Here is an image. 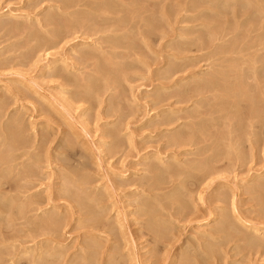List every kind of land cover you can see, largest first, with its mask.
I'll use <instances>...</instances> for the list:
<instances>
[{
  "label": "rangeland",
  "instance_id": "1",
  "mask_svg": "<svg viewBox=\"0 0 264 264\" xmlns=\"http://www.w3.org/2000/svg\"><path fill=\"white\" fill-rule=\"evenodd\" d=\"M58 1L59 0H57V1L56 0H0V14H1L0 15V115H2V116L6 115L5 117H3L4 119L2 118L3 119L2 122L6 123V124H8L10 122L12 117H13V119L19 118V120H21L20 122L23 121L21 123V126H22L21 130L23 132L24 137L26 138L27 143L30 145L31 149L34 146H36V147H34L36 149L33 148L32 152L31 151L30 152L34 153L33 151H35L34 154H36V155L39 154L38 160L32 159L33 161H31L33 164V168L35 166L34 170H35L36 174H38L37 175L38 177H37V179H35V181L36 180L38 181V179H39V182H36L37 185L38 184L39 185L37 186L36 189H33V191H31V194H34V198H37V199L41 198L43 201V204H40L38 206L40 211H38V212L35 211V213H32V215L30 214L31 215L30 217H32V218L34 217V221H35V217L37 215H40V217H41L42 211L47 210V209H51L52 206H54L56 204L57 205L60 204L59 205L60 208H62V207L63 208L62 209H56L57 211L56 210L50 211V212H52V214L54 211L53 215H58L57 213H59L58 216L62 217V215H64L66 213L62 217L63 218L62 225L64 224L63 226L65 228L60 226V228H61L59 230L60 233H56L57 235H54V236L52 235L53 238L56 236L54 239L56 240V238H57V241L62 236V238L59 241L64 246V249H62V252H65L64 254L66 257V264H68L70 261L76 260L75 257H77L78 250L74 247L80 246L79 243L81 245H84V243L86 242V239L88 240L91 237L90 233L92 235L94 233L93 236L96 235V237L100 236L99 240H97V241H99L98 242L99 244H100V242L102 244V245L98 244L99 247H101V246L102 247L97 249L96 254L98 256H96L94 254V258H95L94 264H99V261H100V264H106L107 261H110V260H107V258L112 259L111 264H113V260H115V258L118 259V261H119V262H115V264H125V263L126 264H187L188 262H189L188 264H191V263L192 264H196V263L197 264H206V263H208V264H264V248H261V247L259 248L257 246L255 249H254V247L253 248L248 247V249H247V246H245L242 241H240V242H242L243 244H241L240 242L237 241V239H235L236 228H238V227L241 228L240 226L235 227V229H232L234 227H232L230 229H226L225 231L220 232L218 234L213 231V228H216L217 224L220 222V218L222 219L223 217L224 218L229 217L232 220L231 222L235 223L234 216H236V215H237V217L240 216L239 218L243 219L244 223L248 222V223H246V225L250 224L252 226V227L250 226V228H255V227L258 229L260 227L264 228L263 227V225H264V214L262 213V210L264 209V207H263L264 206V204H263L264 203V195L261 196V198L263 199V200H261L259 195L257 196L256 189H255L256 187H259L264 183V121H262L263 123H260L261 125H263V129H261L262 127H259L260 124H258V127H257L256 121H254V122H256V124L252 128H249L251 125H250V122L247 121L249 119L247 117V116H249L248 114H258L264 109V102H262V100H261L262 98L259 99V96L256 95L258 93H259V95H261L260 92H258V93L256 92V94H255V93H253L254 91L253 92L251 91V94L256 96L255 97L256 100H254V101H253L254 96H252L249 92L248 94L251 95V97H250L251 99H249L251 101V103H249L250 101H246L248 98H246V100H244L245 98H243L242 101H244L245 104L242 103V105L244 104L243 105L244 108H243V106H240V107H242L243 110L240 109V107H239V109H240L239 111L242 115H244L243 118L247 121V125L249 124L248 126L244 125V127H243V124L246 123L245 120H243V119L240 120L238 117L235 118L236 114L239 112L236 109H233V111L230 109V111H231L230 113L227 111L226 113L224 112L221 115V116H223L222 119L227 118L224 122H226L227 120L228 121L230 120V122L227 121L228 123H230L229 125L227 122H226L227 124L225 123L227 125V127L229 126V128H231L230 125L232 126L234 124V121H236V120H237L236 123H238V121H239L238 124L242 125V126H237L236 123H235L236 125H233V127H232V129L234 131V132H232V133H234L233 137L229 136V134L232 135L231 132L226 133L227 129H229L226 126L225 127L227 129L226 128H224V129L218 128V127H221L218 125V124L221 125V121H222V124L224 123L222 119L221 120L218 119L219 121L218 120L215 121V124L218 127H216L215 125L212 126V124H211V127H208L210 125L207 126L209 128V131H208V128L206 130L211 135L210 140H209V141H211L210 142L211 144L209 143V145H211V147L204 150L207 152L202 151L204 153H202V152L201 153L209 156L210 155L209 153L212 151L211 155H210L211 157L217 156L215 158L219 157L221 160L219 158H218V160L221 162L224 159L223 157L225 156L226 157L224 159L225 162L224 163L221 162V163L217 164L216 167H215V165H213L215 167V170L218 169L217 172L214 170L215 172L212 174V177L208 178L209 181L206 180L207 182L202 183L200 186L198 185L199 188L196 187V185L190 186V188L187 187V189H189V192L193 191V193H189V194L185 193L184 200L187 202L183 201V203L181 202L182 204L180 203L181 205L180 204L178 205V204L174 203L173 201H171L170 199H168L167 197H165L166 198L165 200L162 199L161 204H159L161 206H159V208H158L159 215H161V217L158 215V218L160 220V224H162V226H160V227H163L164 225L165 226L159 230H160V232L163 231V234L165 233L166 235L163 236V239H160L159 237H156L157 235H155L153 233V231L150 230V228H148L150 218H149V216H146V217L142 216L143 211L138 206V204L144 199L143 195L148 194V193H146L148 190V186H147L148 183L144 184L143 182L145 180L146 181L151 180V181H149V183L154 184L157 182L156 180H158L157 178L155 179L154 177H152L153 176L152 174L150 176V173H147V172H149L147 170V168L156 162L155 161L156 159L154 160V158H156V155L162 159H166L167 157H170L171 155L172 156L174 155L176 157L179 155L177 158L179 160L181 159L180 160L181 162L183 160L184 161L183 163H186L187 161H190L192 159L200 160V157L202 158V155L199 156L200 153L198 152L197 147H196V150H194V152L197 151V152H195L196 154L194 152L190 151L191 149L193 150V148H188V147H182V148L179 147V148H176V150H175L174 146H172V147H174V149L171 147V141L176 136V134H178L177 132L180 130V126L182 124H184L185 121H187V120L190 121V119H188V117H189L191 111L193 110V106H194L193 103H186L185 102L186 99H184L185 97L182 96V94L185 92V90L192 87L193 84H189V85L186 84L187 86L185 84H180L178 86L176 82H179L180 80H183L190 75L191 76L196 75L195 77L201 76L204 79L205 73H207V72H203V70L206 68L205 67L206 63L197 62V66H193L192 69L190 68V70H188V72H185V74H184V72L179 73L173 79L166 81V80H164V77L166 75L165 73H166V70L168 68L167 66L169 63L172 62L171 56H172V54H174V52H172L173 50H172L171 45L169 46L168 43H169V41H171L173 39H177L178 35L176 34V36H174V38H172L173 36H171L170 38H165L166 40L165 39L164 40H156L155 39L156 42H155V40H154V43L152 41L153 47L151 48V44H150L149 48H146L142 43H141L142 46L139 44L140 42H142V39H141V41L139 40L140 36L138 35V33L133 32L134 36L132 34V37L133 38L135 37V39L139 38V39H137V41H135V43L139 42L138 43L139 48L141 46L140 49L143 48L142 50H144V49L145 50L141 51L138 48L137 53L134 52L135 53L134 54L133 53L134 50L132 51V53L131 52L129 53L127 58H129V56H130V58L127 60L130 64H132V69H133V70L131 69L132 72L131 71L125 72L124 74H126L127 78L122 81V83L119 85V87L116 85H113V87L111 88L113 90L110 89L109 92L106 93V95H104L101 98V102L99 101L97 105H95V106L93 105V107L95 108L94 109L93 107H91L92 106L91 104L79 102L73 98V94L76 93V91H77L76 88L74 91V86H72L73 87L72 88L71 85L68 82H66L64 80V78L62 77V75L65 73L64 69L63 68L62 69L60 68L59 70L55 69L53 67L54 66L53 64H55L57 60H60L62 58L65 59V57H68V56H69L68 58L71 59V60H69L68 58H66L69 60V61H67L69 63V65H70V63L72 64L74 62L75 63L78 62V60H76L77 56L74 57L73 55H70L71 51L76 49L75 46H77L78 44H81V43L90 42L91 40H94V43H96L95 42L96 39L90 38V40H88L89 38L87 39L86 36H84L82 38V36L80 37V35H70L66 38H63L64 41L62 40V38H60L61 40L55 39L59 43H60V41L61 42L63 41V43H61L60 45H59V43L53 41L54 43L57 44V48H55L56 46L53 47L54 44L53 45L46 44L47 41H44L42 39L39 40V38H35V37L32 38L33 35L31 34V32L37 31V32H43V34L45 36H47L45 39L50 40L51 37H49V35L46 34V32L50 31L49 30L50 25L48 22L45 23L44 22L45 19L43 20V18H46V16L48 14H50V12H53L57 8L62 7V5H63L62 0L59 1L60 3ZM9 21H10V23H9ZM39 21H41L42 24H41V22L39 23ZM240 21H242V19ZM25 23H27V24H25ZM199 24H201V22H199ZM199 24L197 23V25H199ZM13 25L16 26L17 29ZM195 25H196L195 23H187V24H182L181 27H190V26L193 27ZM18 26H20V27H18ZM25 26H27V28ZM24 28H26V30ZM21 29H23V31H21ZM188 31H190V29H188V30L186 29V31H184L183 33H186ZM28 32L30 34H28ZM178 34H180V33H178ZM26 37H27V39H26ZM76 37H77V39H76ZM67 38H69L70 40ZM73 38H74V40H73ZM172 45H174V44H172ZM92 48H93V46H92ZM150 50H152V51H150ZM77 51L78 52H76L75 54L80 55L81 53L79 52V50H77ZM119 52L123 53L125 51L123 49H120ZM139 52L140 53L142 52L141 55L144 57L143 59H145V60H142V56L140 55ZM56 53L58 54V56ZM143 53H145L146 56ZM137 54L139 55V57L137 56ZM152 54H153V56H152ZM134 55L137 58H139L140 61L144 62L145 65L148 63L146 66H148V67L150 66L151 68L148 69V67H147V69H146L145 65L143 66V64H141L139 62L137 63L136 62L137 60H136ZM188 55H183V57L184 56L188 57ZM194 55H196V54L190 53L189 56H194ZM159 56L162 58H160ZM163 56H165L166 60L164 59ZM168 56L170 58H168ZM72 58H74V59H72ZM169 59H171V60H169ZM52 60L53 61L56 60V61L52 62ZM72 60L74 62H72ZM158 61L160 62V64ZM164 62H165V64H164ZM23 63L25 66L23 65ZM78 63H79L78 65H80L81 69H77L76 70L77 72L72 71L70 74L65 73V74H67L68 77H70V75H71L70 78H73L72 76H75V79H77V76L79 77L80 76L79 74H82L81 72H83V74L79 78H81V77L83 78V76L86 77V75H89L88 73H90L91 75L94 74L93 71L91 72V70H92L91 68L86 69V67L84 66L83 63H81L80 61ZM161 63H162V65H161ZM166 63H168V64H166ZM73 65H70V66H73ZM159 65H161V66H159ZM52 68L55 70L53 71ZM84 68H85V70H84ZM165 68H166V70H165ZM155 69H157V70H155ZM58 71H60L61 75L57 74ZM62 71H64V72H62ZM261 80L264 82V78H262ZM64 82H66L70 86L66 85ZM163 85H167V86H163ZM64 86H65V88H63ZM185 86H186V88L184 90ZM163 87L165 88L164 89L165 91L160 89ZM180 87H181V89H180ZM177 88H178V91H177ZM111 91H113V93ZM156 93H157V95H156ZM160 93H162L161 94V95H163L162 97L165 98L164 104H162V103L160 104L157 101V99L159 100L158 94H160ZM153 95H155L156 97H154ZM175 95H177V96H175ZM179 95H180V97H179ZM109 96H111L110 100L107 99ZM233 96L235 97L234 94L231 95V97H233ZM69 99H71V100H69ZM183 99L185 100L184 101L185 103L183 102ZM73 100L76 102H74ZM169 100H170V103H169ZM177 100H179V104H178V102H176ZM259 100H261L260 104H258ZM13 102H14V105H13ZM100 103H102V105ZM247 103L249 104V106ZM111 104H114V105H111ZM250 104H252L251 109L253 108L251 110V113L248 112V111H250V108H249ZM255 104H257L259 106L255 105ZM261 104L263 106H261ZM65 105H66V107H65ZM108 105H110L111 107L118 105V107H116V109H120V110L122 109L123 112L125 111L124 112L125 113V115H124L125 119H123V118H122L123 120L120 119V117L118 115H116L113 112V110L109 111L107 113L108 110L113 109V108H108ZM1 106H2V108H1ZM160 106H162V107H160ZM258 107H259V109H258ZM161 108H162V110H161ZM245 108H247L246 110H248V109L249 110L246 111ZM54 109H56V110H54ZM167 109H171V110L177 112V114H175V115L171 114V116H172L171 118L174 119L173 120L174 122L171 125L164 126V127L163 126H155L156 123H154V122H157V123L159 122V120L156 119L157 115L160 116L159 112H162L163 110H167ZM256 110H260V111H256ZM48 112H50V113H48ZM245 112H246V114H245ZM228 113L232 116V117L230 116V118H232V120L234 118L233 123H232V120L230 118H228L229 117ZM240 113H238V114H240ZM262 113H264V112H262ZM108 114H110V115H108ZM234 114H235V116H233ZM24 115H26V116H24ZM118 117H119V120H118ZM174 117L175 118L177 117L179 119L181 118V119L180 120L177 118L175 119ZM216 117L217 116H215V118H214V116L213 117L210 116V118H208V119H213V118L216 119ZM8 118H9V120H8ZM77 118H79V119H77ZM127 118H129V119H127ZM150 119H153V120L150 121ZM6 121L7 122L9 121V122L7 123ZM81 122H82V124H81ZM243 122H245V123H243ZM152 123H154V124H152ZM174 123H176V124H174ZM104 125H106V126H104ZM60 126H62V127H60ZM236 126L238 127V129L241 127L242 131H241V129H239V131H238ZM152 127L155 128V130H153ZM159 127H160V129H159ZM212 127H215L217 133L216 132H214V133H216V135L213 134V131H215V129ZM222 127H224V126L222 125ZM120 128L122 129V131H120ZM234 128H236V129H234ZM245 128L247 129V134L244 131ZM256 128H257V132H256ZM258 128L260 129L261 132L259 131ZM23 129H24V131H23ZM29 129H30V131H29ZM64 129H65V132H64ZM115 129H117V131H115ZM125 129H126V131H125ZM177 129H178V131H177ZM196 129H198V128H196ZM217 129H218V131H217ZM220 129H222L223 132L225 131L226 134L229 133L227 135V137L229 136L230 137V138L228 137L229 140H231V142H234V144L235 143L240 144L242 141L244 144H245V141H247L249 144H251L253 141V144L250 146L246 142V145L244 147L243 143H242V145L240 144L242 146V148L240 145L235 144V146H234V144H233V146H232L233 149H229V147H230L229 145H231V144H229L230 141L228 140V138L227 139L225 138L226 140H228V142L224 141L225 140L224 138H221V140H220L221 134H223V136H225V134L223 132H220ZM254 129H255V132L257 134L256 136L255 135L253 136V134H252V133H255V132H253ZM61 130H62V132H61ZM25 131H26V133H25ZM112 131H115V132L113 133ZM210 131H212V132H210ZM230 131H231V129H230ZM116 132L120 133V136L117 137ZM123 132H125V133H123ZM218 132H220V134ZM65 133H67V134H65ZM115 133H116V135H115ZM248 133L249 134L251 133V135L249 136ZM106 134L107 135L109 134L111 137H109V135L106 136ZM129 134H130V136H129ZM45 135H48L49 137L45 136ZM214 136H216L218 138V141H217V138L215 139ZM234 136L238 137V138L239 137H243V138L237 139V141L239 140L238 141L239 143H238V142H236V140L233 141V139H235ZM41 137L43 138V142H44V140L46 142L47 138L49 139V141L47 139V142L44 143V144H46V146L43 144L42 141H41L42 143L40 142V140H42ZM119 137H121V138H119ZM212 137H213V139H211ZM244 137H245V140H244ZM79 138H81V139H79ZM118 138H119V140H118ZM123 138H124V140H123ZM249 138H250V140H246ZM254 138H256V139H254ZM222 139H224V140H222ZM240 139H243V140H240ZM117 140H118V142L120 141L119 143H122L121 144L122 148L120 147V149H118L119 152L117 150L114 151V149H113V146H114L115 142H117ZM212 140L217 141L216 142L217 144H218V142H220L218 144L219 147L223 145V144L221 145L222 141H223L222 143L227 142V144H229L228 147L226 146L228 149L225 148L226 143L222 146L223 147V149H222L221 147L219 148L216 145V143L213 144L214 141H212ZM64 141H65V143H64ZM68 142H70V143H68ZM60 146L62 148H60ZM130 146H131V148H130ZM215 146L217 149L215 148ZM236 146H238V148H240L241 152L239 151V149H236L237 151L234 150ZM39 147L41 149H39ZM43 147H44V149H43ZM111 148L113 149V151ZM211 148H212V150H211ZM224 148H225V150L226 149L230 150V152H235L236 155L235 154L232 155V153H231V156H229L230 155L229 151L226 150V153H225ZM47 149H49L48 150L49 152L46 151ZM242 149H243V152H242ZM72 150H74L75 152L74 151L72 152ZM46 152L48 155H45ZM140 152H141V154H140ZM222 152H224L225 154L224 153L222 154ZM237 152L239 153V155H242V159L245 160V157H246L244 164L242 162V159H240L241 162L239 161V158H238L239 155ZM11 153L14 154L15 152H7L5 154V157L12 155ZM105 153H107V155ZM212 153H214L215 156L214 155L212 156ZM227 153H229V155ZM241 153H244V154H241ZM103 154H104V156H103ZM190 154L195 155L194 156L195 158H197V156H199V157L197 159H195V158H192L193 156ZM36 155H34V157H37ZM121 155H122V157H121ZM234 155L236 156V159H235ZM40 156H41V159H43V160H41V159L39 160ZM46 156H47V158H46ZM69 156H70V158H69ZM144 156H146V157L149 156L148 158H152L151 159L152 161L150 159H148V160L145 159L146 160V162H145V160H143ZM183 156H184V158H183ZM227 156H229L231 158L227 159ZM232 156H233V158H232ZM185 157L187 159H185ZM104 158H106V159H104ZM80 159H82V160H80ZM184 159L187 161L185 162ZM230 160H231V162H229ZM236 160H237V162H236ZM38 161L40 164L38 163ZM143 161H144V163H143ZM60 162L61 163L63 162V163L61 164ZM89 162H91V163H89ZM167 162H166L168 164L167 166L174 164V161H167ZM171 162H172V164H170ZM67 163L70 165L69 167L70 168L73 167L74 170H73V168L71 170L69 167H68V169H70V170H68V169L66 170L65 166L67 165ZM235 163H236V165H235ZM63 165H65V166H63ZM39 167H40V169H39ZM225 167H226V169H225ZM63 168H64V170H63ZM75 168L76 169L78 168V169L76 170ZM75 170L78 172L76 174L78 177H80L79 175L82 172L83 175L87 174L86 176H83L81 174L83 177H86L88 179L90 178L89 181L93 180V182L90 181V183H92V185L90 183H88V186L85 185V186H83V188L87 192L91 191L92 193L98 194L99 199H101V200L103 199L102 200L103 202H101V200H99V203L96 206L90 204V205H86V207H85V204H84L83 207L81 206L79 209L80 205L78 206L75 202L69 201V199H67V197L64 198L66 195H64L63 192H62L63 194L59 193L60 189L62 188L59 185L61 182L63 183L62 177L65 174H67L68 172H70L69 174L74 173ZM78 170L81 172H79ZM111 174H113V175H111ZM60 175L61 176L63 175V176L61 177ZM167 176L168 175H165L162 178V183L164 186H160L161 190L156 191L157 193H155V191H154L153 194H158L160 192V195H162L164 197V194H168L167 192L170 191L169 195H172L171 192L173 190V187L174 186L176 187L177 184L179 185L180 180L176 177L170 178L171 176H168L169 177L168 178ZM258 176H260V177L258 178L257 181H254V183L251 182L253 180V178L255 179ZM124 177H126V179ZM150 178H152V179H150ZM153 178L155 180H153ZM169 179H171V181H169ZM175 180L177 183L174 182ZM261 180H262V182H261ZM167 181L169 182V184ZM138 183H140V185ZM254 184L255 185L257 184V185L255 186ZM130 185H131V187H130ZM143 185L145 186V188ZM160 185H162V184H160ZM139 186H141V188H139ZM170 186L172 189L170 188ZM110 187H111V189L109 191H110L111 196L108 193L109 192L108 190H106V189L103 190V188L109 189ZM168 187L170 188L169 190H167ZM49 189H50V191H49ZM201 189L203 192L201 191ZM115 190H116V192H115ZM105 191H108L107 193L109 195L107 193H106L107 195L105 194L106 196L102 195L101 192H103V194H104ZM144 191H145V193L143 194ZM227 191H229V192H227ZM196 192H200L202 194L204 193L203 194L204 196H202V194H201L202 198L204 197V199L202 201H200V198L198 196L199 194ZM99 193H101V195ZM190 194H191V196H190ZM38 195H39V197H38ZM58 195H62V196L64 195V196L63 197L60 196L62 198H59ZM186 195L188 196L187 198H186ZM48 196L49 197L52 196L51 197L52 199H50ZM139 196H140V198H139ZM220 196H222V198H220ZM46 197H48V198H46ZM43 198H46L44 200L50 199L51 202L46 203L47 204V206H46V204H44ZM257 201L260 202L261 204L258 203ZM105 202H107V203H105ZM53 203H55V204L53 205ZM72 203H74L73 204L74 209L72 208L70 210V212L72 211V213H74V214H71L68 211L70 208L69 206H71ZM100 203H103V204L99 205ZM69 204H71V205H69ZM220 204H222V205H220ZM183 205H184V207H188V208H184ZM89 207L92 209V212L90 211V214L88 213V211L90 210ZM160 207H163V208H160ZM66 208L68 210H66ZM83 208L84 209L87 208L86 211L88 214L84 213L85 210ZM108 209H109L108 212L103 211V210H108ZM161 209H163V210L160 213ZM260 209H261V211H260ZM93 210H99L100 212L97 211L96 215L101 216V217L96 216L97 219H96V217H93V216H95L94 214L96 212V211H94V213H93ZM211 211L216 213L217 216H215V220H217V219L218 220L216 222H211V219H208V221H209L208 223H205L204 221L202 222V220L204 218L206 219V217H209V212H211ZM222 211H224V212H222ZM79 212H81V215ZM61 213H62V215H61ZM91 213H93V214H91ZM33 214H36V216H34ZM82 214H84L85 216L87 214V216L85 217ZM117 214H118V217H117ZM72 215H74V216H72ZM90 215L91 216L93 215L92 219L94 218V220H92V221L95 224V226L92 225L93 224L92 221H91V224L89 223V225H87L89 220L91 219ZM140 215H141V217H140ZM50 216H51V213H50ZM219 216H220V218H219ZM86 218L87 219L89 218V220H87ZM39 219L40 218H38L36 221L38 222ZM65 219H66V221H65ZM75 219L78 221L76 222ZM99 219H102L103 222H102V220H100V222H101L100 223ZM67 220H68V222H67ZM79 220H82V221H79ZM161 221H163V222H161ZM23 222L24 221H22V223ZM97 222H99L100 225ZM120 222H121V224H120ZM165 222H167V223L165 224ZM1 223H0V225L4 229L3 225L6 226V223L5 222L4 223L1 222ZM96 223L99 225V227ZM108 223H110L112 225H110ZM84 224H85V226H84ZM113 224L116 225V228ZM90 225L95 227L96 229L94 228L93 230H96L97 232L95 231L92 233L93 230L91 231V228H87V226L91 227ZM96 225H97V227H96ZM201 225H203V226H201ZM199 226L201 228H199ZM21 228L20 229L23 231L18 230L19 228H17V227L12 229L11 232L9 230L6 231L7 232L6 238L8 241L6 240V243H7L6 245L3 244L4 246H7V247L15 244L18 247V249H20V250L18 251L17 249L12 248L13 249V251H12V249L10 250V248H9L6 251L3 249L4 247H2V248H0L1 249L0 251L3 250L2 253H5L4 251H6V253L11 251L13 253V255L10 254L11 252L8 253L7 255H9V257L13 256L15 258V256H14V254H16L15 250L17 252L21 253V251L23 252L25 248L33 247L37 243H39V244L41 243V245H44L45 244L44 241L46 239H50L49 238V236H50L49 231H47V233L45 232V234H47L45 236V238L43 236L44 233L40 232L42 235H37L36 236L37 240L30 242L31 240L28 237H29V235L31 236V232L29 233V230H31L30 229L31 226H30L29 230L26 227H24V228L21 227ZM62 228H63V230H62ZM262 228H260V229H262ZM13 230H15V232H13ZM16 230H18L20 232H17ZM83 230H85V231H83ZM88 231H91V232L87 233ZM241 231L244 233H251V231L249 232L248 230H245V229L241 230ZM8 232H10V233H8ZM24 232H25V234H24ZM234 232H235V234H234ZM16 233H19L17 235L18 237L16 235H15L16 237L13 236ZM121 233H123V234H121ZM151 233H152V235H151ZM11 234L13 237L11 236ZM27 234H29V235H27ZM110 234H111V236H110ZM258 234H262V231L258 232ZM210 235H213L214 238L209 240L208 236H210ZM237 235H239V233ZM262 236L263 235L260 236V239H262L261 238ZM39 237H40V239H39ZM98 237L96 239H98ZM16 238H19L20 240L23 239V243L21 242L23 245H21L20 241H18L19 239H16ZM201 238L205 239L206 242H205V240H203ZM216 238H217V240H216ZM103 239H107V240L105 241ZM75 240H77L76 244H78V246L74 245ZM25 241L27 242L26 244H24ZM62 241H63V243H62ZM108 241H110V242H108ZM219 242L222 246L219 245ZM3 243H5V241ZM196 243H198V245ZM206 243L208 245H206ZM213 245H215V248L217 247V250L220 248L221 249L223 248L222 252L220 251L221 250L220 249V250H218L219 253L217 252L214 254V255H216V254L218 255L215 257H214V255H212V253L206 252L207 249H205L206 247H208V249L210 247H214ZM218 245L220 248L218 247ZM48 246L50 247L49 243H48ZM198 246H199V248H197ZM203 247H205V248H203ZM103 250H104V252H103ZM112 250L114 252H112ZM197 251H199V252H197ZM203 251H205L206 253ZM79 252H81V251H79ZM6 253H5V255H6ZM183 253H185L186 256ZM195 253H198V254H195ZM207 253L213 257H211V256L209 257V255ZM201 254H203V255L200 256ZM7 255L4 258V262L5 261L7 262L5 264H11V261H7V260H9V257ZM204 255L205 256L207 255L206 256L207 258ZM73 256H75V257H73ZM194 256H196V257H194ZM199 257H202V258H199ZM2 258H3V256H2ZM123 258L125 260H123ZM197 258H199V259H197ZM213 258H215V259H213ZM20 259H21V261L19 262V264H26V263L33 264L30 262V259H31L30 257H26L27 260L25 259V257L23 259L22 258H20ZM180 259H182V260H180ZM185 259H186V262H185ZM68 260H70V261L68 262ZM131 260H133V261H131ZM41 261L44 262V260H41ZM115 261H117V260H115ZM193 261H195V262H193ZM196 261H198L199 263ZM46 262H47V259H45L44 263H46ZM81 262H83V261H81ZM64 264H65V262H64Z\"/></svg>",
  "mask_w": 264,
  "mask_h": 264
},
{
  "label": "bare ground",
  "instance_id": "2",
  "mask_svg": "<svg viewBox=\"0 0 264 264\" xmlns=\"http://www.w3.org/2000/svg\"><path fill=\"white\" fill-rule=\"evenodd\" d=\"M57 1V0H56ZM60 1V0H59ZM58 1V2H59ZM53 3V2H52ZM60 3V2H59ZM62 7L57 8L55 11L50 12V14H48L46 16V18H43L44 22H48L49 23V27H50V31L46 32V34L49 35L50 40L49 39H45L47 36H45L43 34V32H37V31H33L31 32L32 38H39L47 41L46 44H50L56 46L55 48H57V44L54 42H57L56 40H61L60 38H66L70 35H80V37L82 36V38L84 36L87 37L88 40L91 39H96V43H94V40H91L90 42H86V43H81V44H76L77 46L76 49H74L73 51H71L70 55H73L74 57L77 56L76 60H78V62L80 61L81 63L84 64V66L86 67V69L91 68V72L93 71V75H91L90 73H88L89 75H86V77L83 76V78H79L83 72H81L82 74H79L80 76H77V79H75V76H72L73 78H70L67 76V74H70L72 71H76L77 69H81L80 65H78V62H74L72 60V62L74 63H69L67 61L71 60L68 57H65V59H60V60H55L56 63L53 64L55 69H64L65 73L67 74H63L62 77L64 78V80L66 82H68L71 87L74 86V91L76 88V93L73 94V98L76 101L79 102H83V103H89L91 104L93 107V105H97L98 102H101V98L106 95V93L109 92V90L113 87V85H116L119 87V85L122 83V81L124 79H126V74H124L127 71H131L132 69V64H130L128 62L127 56L129 55V53L133 51L137 53V50L139 48V44L142 46V44L146 47L149 48L150 44H151V48L152 46V41L154 43V40H164L165 38H170L171 36H173L172 38H174V36H177V39H173L171 41H169L168 45L172 47V52H174V54H172L171 56V63H166L168 64V68L166 70V75L164 77V80H171L173 79L176 75H178L179 73L184 72H188V70H190V68L192 69L193 66H197V62H203L206 63L205 65V69L203 70V72H207L205 73V77L204 79L201 76H197L196 75H190L188 77H186L183 80H178L179 82H176L177 85L179 86L180 84H193L192 87H188L189 89L185 90L186 86L184 87L185 92L182 94L183 97H185L184 99H186V101L183 99V102L185 101L186 103H193V112L191 111L187 121L184 122V124H182L180 126V130L178 131L177 129V133L176 136L172 139L171 141V147L174 146L175 150L176 148H182V147H188V148H193V150L191 149V152H194V150H196V147L198 148V152L200 153L199 156L202 155V158L200 157V160H190L187 161L185 159H187L185 157V162L182 160V162L176 157V156H170L167 157L166 159H162L159 158V156L156 155V158H154V160L156 161L153 165L149 166L147 168V170L151 174L153 175L152 177H154L155 179L157 178L158 180H156L157 182L154 184H150L149 181H144L143 183H148V190L146 193L148 194H144L145 191L143 192V196L144 199L140 202L139 200V204L138 206L142 209L143 214L142 216H149L150 221L148 224V228H150V230L153 231V233L155 235H157L156 237H159L160 239H163V236H165L166 234H163V231L160 232L159 229L163 228L160 227L162 226V224H160V220L158 218L159 215V211L158 208L159 204H161L162 199L165 200L167 197L168 199H170L171 201H173L176 204H180L181 202H187L184 200V195L185 193H193V191L189 192L190 186H195L199 188V186L204 183L209 181L208 178L212 177V174L217 170H215V167L217 164L219 163H224L225 162V156L222 158L223 160L220 162L218 160V158H215L217 156L214 155V153H212V156L214 155L215 157H211V152L207 155H204L202 153L207 152L204 151L206 149H208L209 147H211V145H209V143L211 141L210 137L211 135L209 134V128L215 125V121H217L218 119L221 120L223 118V116H221L224 112L226 113L227 111L230 113V109L233 111V109L236 110H240L242 109V107L245 103L244 101H242L243 98H245L244 100H246V98H248L246 101H250L249 99H251V91L253 93L256 94V92H260L261 95L256 94L257 96H259V99L262 98V102H264V82L261 80L262 78H264V0H62ZM61 5V4H60ZM238 8V9H237ZM52 9V8H51ZM48 10V9H47ZM12 12V11H11ZM13 13V12H12ZM1 15V14H0ZM12 17V16H11ZM18 18V17H17ZM22 18V17H21ZM10 19V18H9ZM242 19V21H240ZM8 21V20H7ZM6 22V21H5ZM41 21H39L40 23ZM199 22H201V24H199ZM4 23V22H3ZM10 23V21H9ZM18 23V22H17ZM21 23V22H20ZM37 23V22H36ZM187 23H195V26H190V27H181L182 24H187ZM197 23L199 25H197ZM2 24V23H1ZM8 24V23H7ZM14 24V23H13ZM19 24V23H18ZM23 24V23H22ZM27 24V23H25ZM29 24V23H28ZM42 24V22H41ZM9 25V24H8ZM17 25V24H16ZM47 25V24H46ZM3 26V25H2ZM14 26V25H13ZM7 27V26H6ZM12 27V26H11ZM16 28V26H14ZM20 27V26H18ZM27 28V26H25ZM10 28V27H9ZM13 28V27H12ZM11 28V29H12ZM26 28H24L26 30ZM29 28V27H28ZM44 28V27H43ZM46 28V27H45ZM14 29V28H13ZM17 29V28H16ZM48 29V28H47ZM186 29H190V31L183 33L184 31H186ZM15 30V29H14ZM24 30V31H25ZM33 30V29H32ZM35 30V29H34ZM17 31V30H16ZM20 31V30H19ZM21 31H23V29H21ZM29 31V30H28ZM12 32V31H11ZM30 32V31H29ZM28 32V34H30ZM133 32L138 33V35L140 36V41L142 39V42H138L135 43V41H137V39H135V37H132ZM17 33V32H16ZM24 33V32H23ZM180 33V34H178ZM21 35V34H20ZM136 35V34H135ZM134 36V34H133ZM138 36V37H139ZM30 37V36H29ZM48 37V38H49ZM31 38V37H30ZM27 39V37H26ZM56 39V40H55ZM69 39V38H67ZM77 39V37H76ZM79 39V38H78ZM85 39V38H84ZM37 40V39H36ZM70 40V39H69ZM74 40V38H73ZM155 40V42H156ZM166 40V39H165ZM175 40V41H174ZM33 41V40H32ZM54 41V42H53ZM64 41V40H63ZM63 41L59 43V45L61 43H63ZM70 42V41H69ZM85 42V41H84ZM159 42V41H158ZM38 43V42H37ZM142 43V44H141ZM56 44V45H55ZM95 44V45H94ZM174 44V45H172ZM43 45V44H42ZM44 46V45H43ZM93 46V48H92ZM140 46V48H141ZM156 46V45H155ZM32 47V46H31ZM39 47V46H38ZM69 47V46H68ZM73 47V46H72ZM45 48V47H44ZM43 48V49H44ZM91 48V49H90ZM139 48V49H140ZM164 48V47H163ZM166 48V47H165ZM169 48V47H168ZM37 49V48H36ZM35 49V50H36ZM48 49V48H47ZM70 49V48H69ZM120 49H123L125 52L121 53L119 52ZM143 49V48H142ZM140 49L141 51H144ZM34 50V51H35ZM42 50V49H41ZM68 50V49H67ZM76 50V51H75ZM77 50H79V52L81 53L80 55L75 54L76 52H78ZM168 50V49H167ZM33 51V50H32ZM39 51V50H38ZM152 51V50H150ZM163 51V50H162ZM60 52V51H59ZM67 52V51H66ZM65 52V53H66ZM35 53V52H34ZM140 53V52H139ZM150 53V52H149ZM190 53H195L196 55L194 56H189ZM57 54V53H56ZM67 54V53H66ZM69 54V53H68ZM135 54V53H134ZM142 54V52L140 53V55ZM145 55V53H143ZM189 54V55H188ZM28 55V54H27ZM34 55V54H33ZM155 55V54H154ZM163 55V54H162ZM183 55H188V57H183ZM192 55V54H191ZM23 56V55H22ZM26 56V55H25ZM58 56V54H57ZM72 56V57H73ZM133 56V55H132ZM135 56V55H134ZM137 56L139 57V55L137 54ZM142 56V55H141ZM146 56V55H145ZM153 56V54H152ZM156 56V55H155ZM160 57V56H159ZM165 59V56H163ZM68 58V59H66ZM136 58V62L143 64V66L145 65L144 62L140 61L139 58ZM144 57L142 56V60ZM156 58V57H155ZM162 58V57H160ZM168 58H170L168 56ZM27 59V58H26ZM74 59V58H72ZM139 59V60H138ZM152 59V58H151ZM157 59V58H156ZM155 59V60H156ZM162 60V59H161ZM166 60V59H165ZM16 61V60H15ZM52 60V62H55ZM148 61V60H147ZM21 62V61H20ZM24 62V61H23ZM156 62V61H155ZM159 62V61H158ZM169 62V61H168ZM6 63V62H5ZM17 64V63H16ZM49 64V63H48ZM148 64V63H147ZM146 64V65H147ZM152 64V63H151ZM154 64V63H153ZM160 64V62H159ZM165 64V62H164ZM24 65V63H23ZM145 65V66H146ZM162 65V63H161ZM159 65V66H161ZM25 66V65H24ZM52 66V65H51ZM142 66V65H141ZM152 66V65H151ZM158 66V65H157ZM165 66V65H164ZM148 66H146L147 69ZM83 68V67H82ZM151 67L149 66L148 69H150ZM53 69V68H52ZM53 69V71L55 70ZM194 69V68H193ZM85 70V68H84ZM133 70V69H132ZM136 70V69H135ZM157 70V69H155ZM161 70V69H160ZM62 71V72H64ZM82 71V70H81ZM148 71V70H147ZM61 72V73H62ZM77 72V71H76ZM132 72V71H131ZM137 72V71H136ZM17 73V72H16ZM53 73V72H52ZM160 73V72H159ZM246 73V74H245ZM57 74H60V71H58ZM124 74V75H123ZM128 74V73H127ZM131 74V73H130ZM61 75V74H60ZM73 75V74H72ZM123 75V76H122ZM199 75V74H198ZM128 76V75H127ZM203 76V75H202ZM55 77V76H54ZM61 77V78H62ZM154 77V76H153ZM159 78V77H158ZM162 78V77H161ZM157 79V78H156ZM155 79V80H156ZM177 79V78H176ZM152 80V79H151ZM154 80V81H155ZM159 81V80H158ZM162 81V80H161ZM174 81V80H173ZM66 82H64L66 85ZM63 83V84H64ZM156 83V82H155ZM174 83V82H173ZM65 85V86H66ZM69 85V86H70ZM65 86L63 88H65ZM163 86H167V85H163ZM176 86V85H175ZM68 87V86H67ZM66 87V88H67ZM16 88V87H15ZM70 88V87H69ZM73 88V87H72ZM170 88V87H169ZM156 89V88H155ZM161 90H164L165 88H160ZM181 89V87H180ZM17 90V89H16ZM113 90V89H111ZM169 90V89H168ZM183 90V91H184ZM165 91V90H164ZM178 91V88H177ZM4 92V91H3ZM60 92V91H59ZM66 92V91H65ZM113 93V91H111ZM162 92V91H161ZM182 92V91H181ZM250 92V94H248ZM6 93V92H5ZM67 93V92H66ZM162 93L158 94L159 100L157 99V101L161 104H164L165 102V98L162 97L163 95H161ZM178 94V93H177ZM234 94L235 97H231V95ZM59 95V94H58ZM68 95V94H67ZM157 95V93H156ZM154 97H156L155 95H153ZM152 96V97H153ZM177 96V95H175ZM254 96V95H252ZM261 96V97H260ZM5 97V96H4ZM70 97V96H69ZM110 97V98H109ZM107 99H111V96H109ZM153 97V98H154ZM180 97V95H179ZM182 97V98H183ZM256 96H254V100H256L255 98ZM41 98V97H40ZM72 98V99H73ZM170 98V97H169ZM168 98V99H169ZM172 98V97H171ZM174 98V97H173ZM176 98V97H175ZM26 99V98H25ZM106 99V100H107ZM135 99V98H134ZM3 100V99H2ZM43 100V99H42ZM57 100V99H56ZM71 100V99H69ZM105 100V101H106ZM113 100V99H112ZM125 100V99H124ZM175 100V99H174ZM261 100H259L260 104ZM44 101V100H43ZM74 101V100H73ZM74 101V102H76ZM182 101V100H181ZM252 101V102H253ZM19 102V101H18ZM71 102V101H70ZM69 102V103H70ZM103 102V101H102ZM157 102V103H158ZM168 102V101H167ZM176 102H178L179 104V100H177ZM184 102V103H185ZM50 103V102H49ZM68 103V102H67ZM108 103V102H107ZM122 103V102H121ZM170 103V100H169ZM242 103H244L242 105ZM251 103V101L249 102ZM255 103V102H254ZM257 103V102H256ZM6 104V103H5ZM102 105V103H100ZM181 104V103H180ZM248 104V103H247ZM253 104V103H252ZM250 104V111L246 110L247 108H245L246 111L251 113V105ZM9 105V104H8ZM14 105V102H13ZM16 105V104H15ZM114 105V104H111ZM121 105V104H120ZM257 105V104H255ZM100 106V105H99ZM246 106V105H245ZM249 106V104H248ZM259 106V105H257ZM261 106H263L261 104ZM11 107V106H10ZM15 107V106H14ZM48 107V106H47ZM51 107V106H50ZM66 107V105H65ZM117 106H110L108 105V108H113L107 111V113L109 111H112L118 115L120 117V119H125L124 115H125V111L123 112L122 109H116ZM162 107V106H160ZM240 107V109H239ZM255 107V106H254ZM2 108V106H1ZM53 108V107H52ZM63 108V107H62ZM94 108V107H93ZM98 108V107H97ZM100 108V107H99ZM121 108V107H120ZM166 108V107H165ZM169 108V107H168ZM244 108V106H243ZM263 108V107H262ZM261 108V109H262ZM17 109V108H16ZM26 109V108H25ZM64 109V108H63ZM70 109V108H69ZM90 109V108H89ZM95 109V108H94ZM93 109V110H94ZM132 109V108H131ZM191 109V108H190ZM259 109V107H258ZM56 110V109H54ZM158 110V109H157ZM162 110V108H161ZM235 110V111H236ZM243 110V109H242ZM234 111V112H235ZM255 111V110H254ZM256 111H260V110H256ZM23 112V111H22ZM112 112V113H113ZM185 112V111H184ZM264 109L258 113V114H248L249 116H247L249 119L247 121L250 122V127L252 128L256 122H257V127L258 124L263 123L262 121H264ZM38 113V112H37ZM50 113V112H48ZM53 113V112H52ZM74 113V112H73ZM95 113V112H94ZM129 113V112H128ZM160 116L157 115V118L159 120V122H154L156 123L155 126H168L171 125L174 121V119H172L171 114L175 115L177 114V112L171 110V109H167V110H163L162 112H159ZM228 113V114H229ZM236 113V112H235ZM240 113V111L238 112ZM235 114L233 116H235V118H239L240 120H245L243 117L244 115L240 114ZM255 113V112H254ZM6 114V113H5ZM55 114V113H54ZM150 114V113H149ZM227 114V115H228ZM233 114V113H232ZM246 114V112H245ZM110 115V114H108ZM6 116V115H5ZM0 115V223L1 222H5L6 226H4V229L2 228V226L0 225V248L4 247L3 249L7 251V249L10 248V250L12 248L17 249L18 251L20 249H18V247L13 244L12 246H4L3 244H7L6 240H7V232L6 231H10L12 229H14L15 227L19 228L18 230H21V227H26L30 228L31 226V230H29V233L31 232V236L29 234L30 238V242H33L35 240H37V235H42L40 232L44 233V238L47 234H45V232L47 233V231L50 232V239H44L45 244L41 245V243H37L35 246L33 247H27L24 249V251L21 253L17 252L15 250L14 256H10L7 255L8 253H6V251H4L6 253V255L9 257V260L7 261H11V264H19V262L21 261L20 258H24L26 259V257H30V262L33 264H66V257H65V252H62V249H64V246L60 243V239L57 241L52 237V235H57L56 233H60V226L64 227L62 225V220H63V216L62 213V217L58 216L59 213H57L58 215H53L52 210H56V209H62L60 208V204L59 205H54L55 203H53L54 206H52L51 209H47L42 211L41 213V217L40 215L33 214L35 217V221H34V217H30L32 215V213H35L40 211L39 209V205L43 204L42 199H37L34 198V194H31V191H33V189H36L37 183L39 182L35 179H37V175L34 168H33V164L31 161L34 160H38V155L34 154L35 151L32 152V149L36 146H34L32 149L30 147V145L27 143L26 138L23 135L22 132V126L20 122L21 120H19V118H14L12 117V121L10 120V124H6L3 123L2 120L4 119L3 117ZM21 116V115H20ZM26 116V115H24ZM129 116V115H128ZM209 116V117H208ZM214 116H217L216 119H208ZM229 116V117H228ZM227 117L230 118V114ZM83 117V116H82ZM118 117V120H119ZM130 117V116H129ZM185 117V116H184ZM208 117V118H207ZM232 117V116H231ZM3 118V119H2ZM57 118V117H56ZM175 118V117H174ZM177 118V117H176ZM175 118V119H176ZM225 118V117H224ZM23 119V118H22ZM79 119V118H77ZM76 119V120H77ZM81 119V118H80ZM108 119V118H107ZM122 119V120H123ZM129 119V118H127ZM179 119V118H177ZM181 119V118H180ZM179 119V120H180ZM183 119V118H182ZM227 119V118H226ZM226 119H222L223 122ZM232 120V118H230ZM7 120V119H6ZM9 120V118H8ZM65 120V119H64ZM153 119H150V121H152ZM218 120V121H219ZM183 121V120H182ZM228 121V120H227ZM226 121V122H227ZM234 121V118L232 120V123ZM246 121V120H245ZM247 121L245 124H243L246 126L247 125ZM256 121V122H254ZM121 122V121H120ZM177 122V121H176ZM224 122L222 124L221 121V125L218 124L221 127L218 128H226L227 127V123L230 122V120L226 123ZM236 121H234L233 125L237 126H242L241 124L239 125V121L238 123H236ZM248 122V123H249ZM152 123V124H154ZM217 123V122H216ZM220 123V122H219ZM226 123V124H225ZM236 123V124H235ZM242 123V122H241ZM82 124V122H81ZM176 124V123H174ZM230 123H228L229 125ZM121 125V124H120ZM210 125V126H208ZM222 125L224 127H222ZM233 125L229 128V126L227 128V132H234L232 127ZM249 125V124H248ZM247 125V126H248ZM24 126V125H23ZM29 126V125H28ZM59 126V125H58ZM79 126V125H78ZM106 126V125H104ZM208 126V127H207ZM226 126V127H225ZM236 126V128L238 129V127ZM35 127V126H34ZM62 127V126H60ZM124 127V126H123ZM206 127V128H205ZM256 127V126H255ZM259 127H262L261 129H263V125L260 124ZM36 128V127H35ZM90 128V127H89ZM198 128V129H196ZM208 128V131L206 130ZM215 129V127H212ZM211 128V129H212ZM234 128V129H236ZM33 129V128H32ZM86 129V128H85ZM110 129V128H109ZM153 130H155V128L152 127ZM160 129V127H159ZM231 129V131H230ZM239 129L242 128L240 127ZM238 129V131H239ZM259 129V128H258ZM24 131V129H23ZM30 131V129H29ZM111 131V130H110ZM109 131V132H110ZM115 131H117V129H115ZM115 131H112L113 133ZM120 131H122V129L120 128ZM119 131V132H120ZM126 131V129H125ZM218 131V129H217ZM237 131V132H238ZM244 131L247 134V129L245 128ZM260 131V129H259ZM62 132V130H61ZM65 132V129H64ZM108 132V133H109ZM212 132V131H210ZM216 129L215 131H213V134L216 135ZM220 132H223L222 129H220ZM220 132H218L220 134ZM236 132V131H235ZM251 132V131H250ZM255 132V129L254 131ZM256 132H257V128H256ZM255 133H252L253 136L257 135ZM261 132V131H260ZM26 133V131H25ZM44 133V132H43ZM117 133V137L120 136V133ZM115 133V135H116ZM125 133V132H123ZM225 134V136H223V134H221L220 140L221 138H228L229 136L233 137V134L227 137L228 134L225 133V131L223 132ZM241 133V132H240ZM67 134V133H65ZM238 134V133H237ZM249 134V133H248ZM26 135V134H25ZM40 135V134H39ZM70 135V134H69ZM109 135V134H108ZM106 134V136H108ZM113 135V134H112ZM114 135V136H115ZM174 135V134H173ZM236 135V134H235ZM241 135V134H240ZM239 135V136H240ZM251 135V133L249 134V136ZM30 136V135H29ZM43 136V135H42ZM48 136V135H45ZM130 136V134H129ZM162 136V135H161ZM242 136V135H241ZM244 136V135H243ZM44 137V136H43ZM49 137V136H48ZM71 137V136H70ZM74 137V136H73ZM109 137H111L109 135ZM116 137V136H115ZM116 137V138H117ZM123 137V136H122ZM165 137V136H164ZM215 139L217 138L216 136H214ZM229 137V138H230ZM29 138V137H28ZM37 138V137H36ZM45 138V137H44ZM47 138V137H46ZM103 138V137H102ZM121 138V137H119ZM118 138V140H119ZM228 138V140H229ZM237 141V139L239 138H243V137H235ZM42 140H40V142H43V138L41 137ZM48 139V138H47ZM46 139V142H47ZM61 139V138H60ZM81 139V138H79ZM106 139V138H105ZM110 139V138H109ZM108 139V140H109ZM126 139V138H125ZM169 139V138H168ZM213 139V137L211 138ZM222 139V140H224ZM224 140L227 141L228 140ZM232 139V138H231ZM256 139V138H254ZM117 140V142H115L113 149L114 151L118 149H120V147L122 146V143H119ZM124 140V138H123ZM243 140V139H240ZM245 140V137H244ZM246 140H250L246 139ZM37 141V140H36ZM49 141V139H48ZM68 141V140H67ZM66 141V142H67ZM70 141V140H69ZM214 141V140H212ZM218 141V138H217ZM217 141H214L213 144H215ZM231 145L227 144V142L222 143L221 145L225 144V148L228 147V145L230 146L229 149H233L232 146L234 144V142H231V140H229ZM256 141V140H255ZM41 142V143H42ZM45 140L43 142L46 143ZM123 142V141H122ZM167 142V141H166ZM169 142V141H168ZM241 142V141H240ZM243 143V141L240 143L245 147L246 145ZM62 143V142H61ZM65 143V141H64ZM70 143V142H68ZM67 143V144H68ZM104 143V142H103ZM114 143V142H113ZM220 142H218L219 144ZM239 143V142H238ZM248 143V142H247ZM256 143V142H255ZM33 144V143H32ZM60 144V143H59ZM63 144V143H62ZM111 144V143H110ZM124 144V143H123ZM211 144V143H210ZM218 144L216 143V145L218 146ZM236 145H240L235 143ZM234 144V146H235ZM249 144V143H248ZM253 144V141L251 144H249L250 146ZM46 146V144H44ZM70 145V144H69ZM85 145V144H84ZM100 145V144H99ZM98 145V146H99ZM125 145V144H124ZM131 145V144H130ZM169 145V144H168ZM222 145V146H223ZM240 145V146H241ZM256 145V144H255ZM42 146V145H41ZM67 146V145H66ZM213 146V145H212ZM220 146L222 149L223 147ZM227 146V147H226ZM239 146V147H240ZM127 147V146H126ZM129 147V146H128ZM133 147V146H132ZM174 147H172L174 149ZM214 147V146H213ZM219 147V146H218ZM219 147V148H220ZM47 148V147H46ZM60 148H62L60 146ZM65 148V147H64ZM97 148V147H96ZM122 148V147H121ZM131 148V146H130ZM139 148V147H138ZM195 148V149H194ZM216 148V146H215ZM224 148V150H225ZM242 148V146H241ZM256 148V147H255ZM36 149V148H34ZM39 149H41L39 147ZM38 149V150H39ZM44 149V147H43ZM74 149V148H73ZM110 149V148H109ZM112 149V148H111ZM112 149V151H113ZM129 149V148H128ZM171 149V148H170ZM217 149V148H216ZM228 149V148H227ZM226 149V150H227ZM236 149H239V151L241 152L240 148H238V146L235 147V151H237ZM244 149V148H243ZM242 149V152H243ZM251 149V148H250ZM249 149V150H250ZM49 149H47L46 151H48ZM134 150V149H133ZM212 150V148H211ZM215 150V149H214ZM223 150V151H224ZM225 150V153H226ZM31 151V152H30ZM55 151V150H54ZM74 150H72L73 152ZM89 151V150H88ZM102 151V150H101ZM109 151V150H108ZM127 151V150H126ZM130 151V150H129ZM138 151V150H137ZM204 151V152H202ZM210 151V150H209ZM208 151V152H209ZM227 153L229 156L235 154V152H230ZM238 151V152H239ZM7 152H15L12 155H9L8 157H5V154ZM39 152V151H38ZM49 152V151H48ZM75 152V151H74ZM105 152V151H104ZM119 152V151H118ZM134 152V151H133ZM142 152V151H141ZM140 152V154H141ZM197 152V151H195ZM194 152V153H195ZM202 152V153H201ZM221 152V151H220ZM237 152V153H238ZM250 152V151H249ZM40 153V152H39ZM102 153V152H101ZM193 153V154H194ZM224 152H222L223 154ZM224 153V154H225ZM100 154V153H99ZM107 155V153H105ZM155 154V153H154ZM187 154V153H186ZM196 154V153H195ZM221 154V153H220ZM244 154V153H241ZM34 155H36L37 157H34ZM45 155H48L47 152ZM80 155V154H79ZM177 155V154H176ZM185 155V154H184ZM189 155V154H188ZM192 155V154H190ZM198 155V154H197ZM236 155V154H235ZM234 155V156H235ZM239 155V153H238ZM246 155V154H245ZM104 156V154H103ZM164 156V155H163ZM169 156V155H168ZM192 158H195V155H192ZM197 156V158L199 157ZM223 156V155H222ZM227 156L228 158H231ZM256 156V155H255ZM122 157V155H121ZM143 157V156H142ZM144 156L143 160H148V159H152V158H148ZM152 157V156H151ZM155 157V156H154ZM166 157V156H165ZM248 157V156H247ZM47 158V156H46ZM45 158V159H46ZM66 158V157H65ZM70 158V156H69ZM141 158V157H140ZM184 158V156H183ZM195 158V159H197ZM233 158V156H232ZM239 161L241 162L240 159H242V155L238 156ZM41 159V156L39 157V160ZM61 159V158H60ZM78 159V158H77ZM76 159V160H77ZM106 159V158H104ZM220 159V158H219ZM236 159V156H235ZM234 159V160H235ZM43 160V159H41ZM70 160V159H69ZM82 160V159H80ZM90 160V159H89ZM141 160V159H140ZM145 160V162H146ZM221 160V159H220ZM246 160V157H245ZM244 159H242V162L244 164ZM254 160V159H253ZM252 160V161H253ZM49 161V160H48ZM58 161V160H57ZM74 161V160H73ZM152 161V160H151ZM167 161H174L173 165H169L167 166L168 162ZM35 162V161H34ZM33 162V163H34ZM154 162V161H153ZM167 162V163H166ZM231 162V160L229 161ZM237 162V160H236ZM39 163V161H38ZM50 163V162H49ZM61 163V162H60ZM63 163V162H62ZM61 163V164H62ZM77 163V162H76ZM91 163V162H89ZM121 163V162H120ZM144 163V161H143ZM183 163V164H182ZM227 163V162H226ZM32 164V165H31ZM40 164V163H39ZM47 164V163H46ZM53 164V163H52ZM75 164V163H74ZM79 164V163H78ZM172 164V162L170 163ZM176 164V165H175ZM230 164V163H229ZM68 165V166H67ZM67 165H63L65 166L66 170L68 169V167L70 166L68 163ZM149 165V164H148ZM215 165V167L213 166ZM226 165V164H225ZM236 165V163H235ZM50 166V165H49ZM76 166V165H75ZM113 166V165H112ZM224 166V165H223ZM229 166V165H228ZM38 167V166H37ZM36 167V168H37ZM48 167V166H47ZM46 167V168H47ZM78 167V166H77ZM118 167V166H117ZM120 167V166H119ZM142 167V166H141ZM70 168V167H69ZM73 168V167H72ZM72 168H70L72 170ZM90 168V167H89ZM214 168V169H213ZM231 168V167H230ZM40 169V167H39ZM50 169V168H49ZM54 169V168H53ZM68 169V170H70ZM76 169V168H75ZM78 169V168H77ZM76 169V170H77ZM80 169V168H79ZM226 169V167H225ZM64 170V168H63ZM62 170V171H63ZM74 170V168H73ZM75 170V174L68 172L67 174H65L62 178H63V183H60V187H62L60 189L59 193H64V195H66L64 198L67 197V199H69V201L75 202L78 206L79 209L80 207L85 204L86 205H94L96 206L99 203V196L96 193H92L91 191L87 192L83 186L87 185L88 183H90V181L93 182V180H90L86 177V175L82 174V170L79 171L80 173V177H78L76 174L78 173ZM88 170V169H87ZM215 170V171H214ZM231 170V169H230ZM38 171V170H37ZM40 171V170H39ZM84 171V170H83ZM113 172V171H112ZM92 173V172H91ZM145 173V172H144ZM53 174V173H52ZM61 174V173H60ZM83 176H82V175ZM100 174V173H99ZM54 175V174H53ZM57 175V174H56ZM55 175V176H56ZM113 175V174H111ZM171 176L170 178L176 177L180 180V184L175 187H173L172 190V195H169L170 191L167 192L168 194H164V197L162 195H160V192L158 194H153V192L155 191V193H157L156 191L161 190L160 186H164L162 183V178L165 176ZM121 176V175H120ZM119 176V177H120ZM167 176V177H168ZM82 177V178H81ZM112 177V176H111ZM139 177V176H138ZM142 177V176H141ZM260 176L256 177L255 179L253 178V180L251 182L254 183V181H257L258 178ZM80 178V179H79ZM96 178V177H95ZM126 179V177H124ZM153 178V180H155ZM169 178V177H168ZM221 178V177H220ZM46 179V178H45ZM144 179V178H143ZM152 179V178H150ZM48 180V179H47ZM103 180V179H102ZM141 180V179H140ZM152 180V181H153ZM207 180V181H206ZM105 181V180H104ZM142 181V180H141ZM140 181V182H141ZM169 181H171V179H169ZM212 181V180H211ZM45 182V181H44ZM47 182V181H46ZM116 182V181H115ZM168 182V181H167ZM176 182V180L174 181ZM262 182V180H261ZM50 183V182H49ZM97 183V182H96ZM101 183V182H100ZM104 183V182H103ZM153 183V182H152ZM177 183V182H176ZM209 183V182H208ZM59 184V183H58ZM92 185V183H90ZM129 184V183H128ZM140 185V183H138ZM162 184V185H160ZM165 184V183H164ZM169 184V182H168ZM172 184V183H171ZM211 184V183H210ZM262 184V183H261ZM62 185V186H61ZM94 185V184H93ZM199 185V186H198ZM205 185V184H204ZM208 185V184H207ZM255 185V184H254ZM257 185V184H256ZM255 185V186H256ZM86 186V187H87ZM127 186V185H126ZM129 186V185H128ZM144 186V185H143ZM168 186V185H167ZM206 186V185H205ZM254 186V187H255ZM93 187V186H92ZM108 187V186H107ZM115 187V186H114ZM113 187V188H114ZM131 187V185H130ZM166 187V186H165ZM207 187V186H206ZM226 187V186H225ZM112 188V189H113ZM116 188V187H115ZM139 188H141V186H139ZM145 188V186H144ZM143 188V189H144ZM171 188V186H170ZM168 187L167 190L170 189ZM193 188V187H192ZM202 188V187H201ZM110 190L111 187L108 188H103V190ZM128 189V188H127ZM130 189V188H129ZM172 189V188H171ZM207 189V188H206ZM248 189V188H247ZM256 193L257 196L259 195V197L261 198V196L264 195V183L259 186L256 187ZM188 190V191H187ZM191 190V189H190ZM196 190V189H195ZM36 191V190H35ZM50 191V189H49ZM98 191V190H97ZM108 191H105L104 194L103 192L102 195H105ZM143 191V190H142ZM197 191V190H196ZM199 191V190H198ZM202 191V189H201ZM116 192V190H115ZM125 192V191H124ZM136 192V191H135ZM203 192V191H202ZM220 192V191H219ZM222 192V191H221ZM229 192V191H227ZM62 193V194H63ZM101 193H99L101 195ZM110 194V191L108 192ZM107 193V194H108ZM137 193V192H136ZM198 193L197 195L200 198V201H202L204 199V197L202 198V196H204L202 193L200 192H196ZM214 193V192H213ZM252 193V192H251ZM106 194V195H107ZM108 194V195H109ZM134 194V193H133ZM138 194V193H137ZM195 194V193H194ZM202 194V196H201ZM52 195V194H51ZM56 195V194H55ZM54 195V196H55ZM63 195V196H64ZM105 195V196H106ZM136 195V194H135ZM217 195V194H216ZM229 195V194H228ZM254 195V194H253ZM59 198H62V195H58ZM62 196V197H60ZM104 196V197H105ZM111 196V194H110ZM137 196V195H136ZM191 196V194H190ZM235 196V195H234ZM39 197V195H38ZM49 197V196H48ZM46 197V198H48ZM52 197V196H51ZM51 197H49L50 199H52ZM108 197V196H107ZM163 197V198H162ZM188 196L186 195V198ZM255 197V196H254ZM46 198H43L46 199ZM106 198V197H105ZM136 198V197H135ZM140 198V196H139ZM220 198H222V196H220ZM50 199L48 200H44V204L51 202ZM228 199V198H227ZM231 199V198H230ZM103 200V199H102ZM101 200V202H103ZM107 200V199H106ZM126 200V199H125ZM192 200V199H191ZM222 200V199H221ZM261 200H263L261 198ZM47 201V202H46ZM66 201V200H65ZM112 201V200H111ZM136 201V200H135ZM134 201V202H135ZM199 201V202H200ZM223 201V200H222ZM226 201V200H225ZM189 202V201H188ZM255 202V201H254ZM258 202V201H257ZM63 203V202H62ZM67 203V202H66ZM107 203V202H105ZM181 203V204H182ZM203 203V202H202ZM260 203V202H258ZM73 204H69L71 206H69V210L66 208V210H68L70 212V210L73 207ZM75 204V205H76ZM103 203H100L99 205H101ZM128 204V203H127ZM131 204V203H130ZM180 204V205H181ZM187 204V203H186ZM200 204V203H199ZM230 204V203H229ZM257 204V203H256ZM261 204V203H260ZM264 204V203H263ZM62 205V204H61ZM108 205V204H107ZM112 205V204H111ZM158 205V206H157ZM222 205V204H220ZM231 205V204H230ZM234 205V204H233ZM42 206V205H41ZM47 206V204H46ZM68 206V205H67ZM117 206V205H116ZM192 206V205H191ZM190 206V207H191ZM77 207V206H76ZM184 207V205H183ZM224 207V206H223ZM264 207V206H263ZM44 208V207H43ZM90 208V207H89ZM100 208V207H99ZM98 208V209H99ZM130 208V207H129ZM163 208V207H160ZM184 208H188V207H184ZM183 208V209H184ZM192 208V207H191ZM225 208V207H224ZM45 209V208H44ZM84 209V208H83ZM87 208H85L83 211L84 213H87L86 211ZM232 209V208H231ZM136 210V209H135ZM160 210V209H159ZM163 209H161L160 213L162 212ZM172 210V209H171ZM213 210V209H212ZM221 210V209H220ZM233 210V209H232ZM231 210V211H232ZM57 211V210H56ZM61 211V210H60ZM90 211L92 212V209L90 208V210L88 211V213L90 214ZM95 212V216L93 217H101L96 215L97 211L99 210H93V213ZM105 212H108V210H103ZM118 211V210H117ZM179 211V210H178ZM261 211V209H260ZM67 212V211H66ZM100 212V211H99ZM98 212V213H99ZM136 212V211H135ZM183 212V211H182ZM186 212V211H185ZM224 212V211H222ZM51 213V216H50ZM71 214L72 211L70 212ZM81 215V212H79ZM87 213V214H88ZM91 213V214H93ZM262 213L264 214V209L262 210ZM31 214V215H30ZM78 214V213H77ZM86 214V216H87ZM187 214V213H186ZM208 214V213H207ZM206 214V215H207ZM258 214V213H257ZM79 215V214H78ZM84 215V214H82ZM132 215V214H131ZM205 215V216H206ZM44 216V217H43ZM74 216V215H72ZM85 216V215H84ZM85 216V217H86ZM91 216V215H90ZM89 216V217H90ZM92 216L90 217L91 219L89 220V218L87 220H89V223L91 224V221L94 220V218L92 219ZM161 217V215H159ZM163 216V215H162ZM215 216L216 213L215 212H209V217H206V219L204 218L202 220V222L204 221L205 223H208V219H211V222H216L217 220H215ZM66 217V216H65ZM64 217V218H65ZM70 217V216H69ZM78 217V216H77ZM96 217V219H97ZM118 217V214H117ZM141 217V215H140ZM204 217V216H203ZM240 217V216H239ZM236 216H234V221L235 223L231 222L232 220L229 217H223L222 219L220 218V222L217 224L216 228H213V231L215 233H220L225 231L226 229H230L232 227V229H235V227L240 226L241 228H236V235H235V239H237L238 242L242 241L244 243L245 246L251 247L254 249L258 246L259 248H264V228L262 229H258V228H250V224L246 225V223H244L243 219L239 218ZM39 219V221L37 222L36 220ZM115 218V217H114ZM68 219V218H67ZM79 219V218H78ZM116 219V218H115ZM34 222H33V221ZM76 220V219H75ZM83 220V219H82ZM79 220V221H82ZM102 219H99V222ZM163 220V219H162ZM199 220V219H198ZM201 220V219H200ZM22 221H24L22 223ZM66 221V219H65ZM78 220H76L77 222ZM107 221V220H106ZM111 221V220H110ZM116 221V220H115ZM68 222V220H67ZM85 222V221H84ZM97 222V223H99ZM103 222V220H102ZM117 222V221H116ZM163 222V221H161ZM66 223V222H65ZM75 223V222H74ZM79 223V222H78ZM93 223V221H92ZM96 223V224H97ZM101 223V222H100ZM99 223V225H100ZM113 223V222H112ZM167 222H165L166 224ZM2 224V223H1ZM82 224V223H81ZM86 224V223H85ZM84 224V226H85ZM110 224V223H108ZM121 224V222H120ZM78 225V224H77ZM93 226H95V224H92ZM98 225V224H97ZM96 225V227H97ZM98 225V227H99ZM112 225V224H110ZM114 225V224H113ZM169 225V224H168ZM214 225V224H213ZM21 226V227H20ZM91 226V225H90ZM89 227L87 226V228H91V231L95 228V227ZM116 228V225H114ZM146 226V225H145ZM203 226V225H201ZM205 226V225H204ZM261 226V225H260ZM93 227V228H92ZM252 227V226H251ZM264 227V225H263ZM21 228V229H20ZM65 228V227H64ZM82 228V227H81ZM108 228V227H107ZM123 228V227H122ZM143 228V227H142ZM199 228H201L199 226ZM212 228V227H211ZM96 229V228H95ZM103 229V228H102ZM101 229V230H102ZM113 229V228H112ZM124 229V228H123ZM248 230L249 232L251 231V233H244L241 230ZM16 230L17 232H20ZM25 230V229H24ZM63 230V228H62ZM104 230V229H103ZM108 230V229H107ZM117 230V229H116ZM200 230V229H199ZM238 230V231H237ZM85 231V230H83ZM88 231L87 233L91 232ZM96 230H93V232H95ZM99 231V230H98ZM247 231V232H248ZM262 231V234H258V232ZM8 232V233H10ZM13 232H15V230H13ZM79 232V231H78ZM97 232V231H96ZM102 232V231H101ZM114 232V231H113ZM124 232V231H123ZM165 232V231H164ZM28 233V232H27ZM39 233V234H38ZM55 233V234H54ZM105 233V232H104ZM210 233V232H209ZM239 233V235H237ZM13 234V233H12ZM11 234V236H12ZM19 233L14 234L13 236H17ZM21 234V233H20ZM25 234V232H24ZM23 234V235H24ZM66 234V233H65ZM113 234V233H112ZM123 234V233H121ZM153 234V235H154ZM171 234V233H170ZM205 234V233H204ZM235 234V232H234ZM26 235V236H27ZM94 235V233H93ZM90 233V238L84 243V245H81L79 243L80 246H78V244H76L75 240V244L78 247H74L78 250V254L77 257H75L76 260L70 261L68 260V264H94V254L96 256H98L96 254L97 249L101 248L98 246V242L96 239V235L93 236ZM107 235V234H106ZM152 235V233H151ZM216 235V234H215ZM232 235V234H231ZM263 235L260 239V236ZM12 236V237H13ZM15 236V237H16ZM20 236V235H19ZM22 236V235H21ZM42 236V237H43ZM65 236V235H64ZM89 236V235H88ZM111 236V234H110ZM119 236V235H118ZM219 236V235H218ZM18 237V236H17ZM48 237V236H47ZM106 237V236H105ZM155 237V236H154ZM24 238V237H23ZM27 238V237H26ZM53 238V239H52ZM83 238V237H82ZM110 238V237H109ZM116 238V237H115ZM214 236L210 235L208 236V239H213ZM15 239V238H14ZM19 239V238H16ZM40 239V237H39ZM77 239V238H76ZM114 239V238H113ZM126 239V238H125ZM198 239V238H197ZM203 239V238H201ZM200 239V240H201ZM13 240V239H12ZM26 240V239H25ZM63 240V239H62ZM103 240H107V239H103ZM109 240V239H108ZM118 240V239H117ZM116 240V241H117ZM192 240V239H191ZM199 240V239H198ZM205 240V239H203ZM217 240V238H216ZM5 241V243H3ZM8 241V240H7ZM15 241V240H14ZM18 241H20V243H23V239H19ZM79 241V240H78ZM126 241V240H125ZM161 241V240H160ZM194 241V240H193ZM213 241V240H212ZM215 241V240H214ZM219 241V240H218ZM17 242V241H16ZM110 242V241H108ZM192 242V241H191ZM195 242V241H194ZM204 242V241H203ZM206 242V240H205ZM217 242V241H216ZM242 242H240L241 244H243ZM15 243V242H14ZM21 243V245H23ZM27 242L25 241L24 244H26ZM48 243L50 245V247L48 246ZM63 243V241H62ZM209 243V242H208ZM214 243V242H213ZM226 243V242H225ZM224 243V244H225ZM32 244V243H31ZM34 244V243H33ZM43 244V243H42ZM101 244V242H100ZM99 244V245H100ZM198 245V243H196ZM195 244V245H196ZM202 244V243H201ZM73 245V246H74ZM102 245V244H101ZM189 245V244H188ZM206 245H208L206 243ZM217 245V244H216ZM219 245L220 242H219ZM218 245V247H219ZM71 246V245H70ZM104 246V245H103ZM202 246V245H201ZM214 247H210L208 249V247H203L205 249H207L206 252H210L212 253V255H214L215 253L218 252L217 247L215 248V245H213ZM222 246V245H221ZM224 246V245H223ZM196 247V246H195ZM20 248V247H19ZM122 248V247H121ZM199 248V246L197 247ZM202 248V249H203ZM243 248V247H242ZM109 249V248H108ZM195 249V248H194ZM223 249V248H222ZM222 249L220 250L222 252ZM1 250V249H0ZM70 250V249H69ZM125 250V249H124ZM201 250V249H200ZM204 250V249H203ZM3 251V250H2ZM2 251H0V264H5L7 263L6 261L4 262V258H5V253H2ZM13 251V249H12ZM74 251V250H73ZM81 251V252H79ZM83 251V252H82ZM99 251V250H98ZM257 251V250H256ZM104 252V250H103ZM112 252H114L112 250ZM199 252V251H197ZM205 252V251H203ZM205 252V253H206ZM18 253V254H17ZM67 253V252H66ZM134 253V252H133ZM190 253V252H189ZM207 253V254H208ZM219 253V252H218ZM4 254V255H3ZM11 255H13V253H10ZM68 254V253H67ZM70 254V253H69ZM76 254V253H75ZM74 254V255H75ZM185 254V253H183ZM198 254V253H195ZM194 254V255H195ZM190 255V254H189ZM203 254H201L200 256H202ZM209 255V254H208ZM222 255V254H221ZM3 256V258H2ZM67 256V255H66ZM95 256V257H96ZM132 256V255H131ZM186 256V254H185ZM184 256V257H185ZM205 256V255H204ZM203 256V257H204ZM207 256V255H206ZM205 256V257H206ZM211 255H209L210 257ZM218 256L217 254L214 255ZM17 257V258H16ZM121 257V256H120ZM196 257V256H194ZM193 257V258H194ZM213 257V256H211ZM97 258V257H96ZM106 258V257H105ZM131 258V257H130ZM187 258V257H186ZM192 258V257H191ZM202 258V257H199ZM197 258V259H199ZM207 258V257H206ZM16 259V260H15ZM29 259V258H28ZM45 259H47V262H45ZM68 259V258H67ZM183 259V258H182ZM180 259V260H182ZM204 259V258H203ZM215 259V258H213ZM27 260V259H26ZM41 260H44V262H42ZM49 260V261H48ZM72 260V259H71ZM79 260V261H78ZM106 264H111V260L107 258ZM117 260V261H115ZM115 260H113V264H115V262H119L118 259L115 258ZM123 260H125L123 258ZM184 260V259H183ZM195 260V259H194ZM202 260V259H201ZM29 261V260H28ZM41 261V262H40ZM83 261V262H81ZM133 261V260H131ZM136 261V260H135ZM191 261V260H190ZM81 262V263H80ZM126 262V261H125ZM186 262V259H185ZM195 262V261H193ZM198 262V261H196ZM202 262V261H201ZM104 263V262H103ZM178 263V262H177ZM189 263V262H188ZM187 263V264H188ZM191 263V262H190ZM199 263V262H198ZM206 263V262H205ZM28 264V263H26ZM100 264V261H99ZM126 264V263H125ZM192 264V263H191ZM197 264V263H196ZM208 264V263H206Z\"/></svg>",
  "mask_w": 264,
  "mask_h": 264
}]
</instances>
